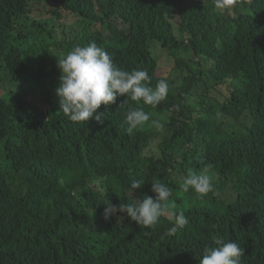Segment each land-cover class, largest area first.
Segmentation results:
<instances>
[{
	"label": "trees",
	"instance_id": "trees-1",
	"mask_svg": "<svg viewBox=\"0 0 264 264\" xmlns=\"http://www.w3.org/2000/svg\"><path fill=\"white\" fill-rule=\"evenodd\" d=\"M30 6L51 16L23 33L16 21ZM63 10L71 24L60 23ZM93 41L118 67L147 70L153 88L166 79L167 99L152 108L119 96L98 109V125L27 113L0 95V264H200L217 237L245 250L241 264H264V0L227 11L213 0H0V81L47 82L59 48ZM158 48L172 54L169 77L156 73ZM226 83V102L192 104L198 88L208 97ZM130 108L151 117L131 134L123 123ZM230 116L250 125L229 130ZM205 168L215 191L203 199L183 192L181 177ZM236 178V198L220 200ZM135 179L145 182L133 192ZM157 181L188 218L175 235H166L167 218L153 229L119 211L118 220L105 218L109 204L132 203Z\"/></svg>",
	"mask_w": 264,
	"mask_h": 264
},
{
	"label": "clouds",
	"instance_id": "clouds-1",
	"mask_svg": "<svg viewBox=\"0 0 264 264\" xmlns=\"http://www.w3.org/2000/svg\"><path fill=\"white\" fill-rule=\"evenodd\" d=\"M96 3V0H93ZM251 0H213L216 9L227 11L235 9ZM56 70L59 69L58 86L55 95L58 97L60 112L75 123L95 121L104 124L103 112L98 111L101 105L108 106L116 102L117 97L124 96V103L130 99L156 108L167 99L169 83L166 79L159 80L153 88L151 77L147 70L133 69L131 71L118 67L113 56L96 42L86 46L76 45L69 52L57 59ZM151 119L142 108H130L124 116L123 123L127 132L133 133L143 127ZM157 132L163 133L165 126L159 120H151ZM209 169L192 170L181 177L180 188L183 192L192 190L197 199L205 198L215 191L214 180L209 175ZM145 181L135 179L130 188L139 189ZM172 189L159 181L145 187L140 196L132 203L123 205H108L105 208V218L117 211L125 213L130 221L147 229L155 228L162 218L174 222L166 235L173 236L178 229L188 224V218L182 209L174 211L175 205L169 203ZM215 247L203 249L200 264H241L244 249L235 241H225L215 238Z\"/></svg>",
	"mask_w": 264,
	"mask_h": 264
},
{
	"label": "rangeland",
	"instance_id": "rangeland-1",
	"mask_svg": "<svg viewBox=\"0 0 264 264\" xmlns=\"http://www.w3.org/2000/svg\"><path fill=\"white\" fill-rule=\"evenodd\" d=\"M177 10H175L170 17V22L177 21ZM51 16V13H48V8L39 7V6H30V13L16 21V25H18L23 33H29L32 31V26L35 21H48V17ZM75 20V17L66 12L62 11V17L60 23L71 24ZM98 27V26H97ZM70 31V27L68 28ZM69 51H63L62 49H58L56 53L61 54V56L65 55ZM157 60H158V69L156 73L158 76L169 77L171 74V70L174 68V60L172 54H170L167 50L157 49L155 51ZM208 63V62H207ZM60 72L59 69L54 71L49 81L40 82L36 79H30L27 81H22L20 83H12L11 80H2L0 81V95L9 100V101H17L20 100L24 104V110L27 113H35L37 111L45 112L46 114L52 116L60 111L58 97L55 95V88L58 86V78ZM203 87L198 88L194 92L192 97V104L197 102H202L205 107L216 106L218 103H224L228 100L231 94V89L228 83L215 86L208 93V97L202 94ZM225 128L229 130L241 131L243 127L250 125V121L244 117H239L235 119L234 117H227L224 119ZM236 178L232 186L227 188L225 195L220 196V200L228 199L233 201L237 193L241 191V183ZM230 192L229 194H227ZM218 201L212 203V206H216ZM118 213L115 212L111 217L116 218Z\"/></svg>",
	"mask_w": 264,
	"mask_h": 264
}]
</instances>
